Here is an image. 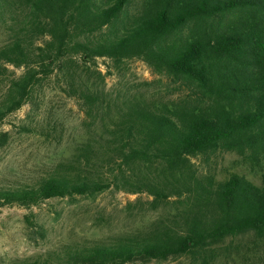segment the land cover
I'll use <instances>...</instances> for the list:
<instances>
[{
    "label": "trees",
    "instance_id": "1",
    "mask_svg": "<svg viewBox=\"0 0 264 264\" xmlns=\"http://www.w3.org/2000/svg\"><path fill=\"white\" fill-rule=\"evenodd\" d=\"M98 59L141 60L193 99L113 97ZM52 77L84 113L83 139L33 181L0 186V209L114 190L147 196L159 216L0 264H216L240 237L264 246V173L260 185L219 180L194 162L231 152L264 165V0H0V146L7 119L37 108Z\"/></svg>",
    "mask_w": 264,
    "mask_h": 264
},
{
    "label": "rangeland",
    "instance_id": "2",
    "mask_svg": "<svg viewBox=\"0 0 264 264\" xmlns=\"http://www.w3.org/2000/svg\"><path fill=\"white\" fill-rule=\"evenodd\" d=\"M94 70L105 75L102 86L113 97L144 96L168 106L193 99L185 85L156 74L141 60H126L116 66L111 61L98 59ZM84 121V113L74 99L60 90L56 77L49 79L37 108L24 107L2 127L9 139L0 146V186L31 182L49 166L69 157L83 139ZM194 162L200 172L212 173L219 180L237 173L260 185L264 173V165L260 167L231 152H219L210 159ZM149 200L145 195L109 190L96 199L56 198L29 209L3 207L0 209V260L23 259L69 243L109 240L120 233L145 227L159 216L148 211ZM132 203L137 204L128 208ZM28 220L39 227H31ZM258 243L253 234L240 237L229 259H221L216 264H264V246L259 248ZM152 264L191 263L182 259Z\"/></svg>",
    "mask_w": 264,
    "mask_h": 264
}]
</instances>
